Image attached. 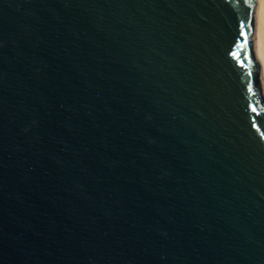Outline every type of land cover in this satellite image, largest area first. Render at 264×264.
Listing matches in <instances>:
<instances>
[{
  "label": "water",
  "instance_id": "95a60500",
  "mask_svg": "<svg viewBox=\"0 0 264 264\" xmlns=\"http://www.w3.org/2000/svg\"><path fill=\"white\" fill-rule=\"evenodd\" d=\"M257 0H0V264H264Z\"/></svg>",
  "mask_w": 264,
  "mask_h": 264
},
{
  "label": "bare ground",
  "instance_id": "6f19581e",
  "mask_svg": "<svg viewBox=\"0 0 264 264\" xmlns=\"http://www.w3.org/2000/svg\"><path fill=\"white\" fill-rule=\"evenodd\" d=\"M257 13L255 23V49L261 64L262 79L264 84V0H257Z\"/></svg>",
  "mask_w": 264,
  "mask_h": 264
}]
</instances>
